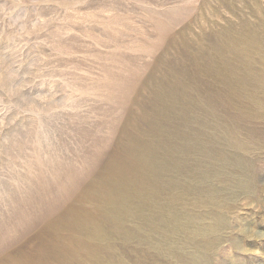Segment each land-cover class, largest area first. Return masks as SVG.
Returning a JSON list of instances; mask_svg holds the SVG:
<instances>
[{
	"label": "rangeland",
	"instance_id": "1",
	"mask_svg": "<svg viewBox=\"0 0 264 264\" xmlns=\"http://www.w3.org/2000/svg\"><path fill=\"white\" fill-rule=\"evenodd\" d=\"M134 142L173 159L153 174L174 187L134 188L142 212L87 190L133 176ZM69 212L104 227L92 264H176L208 239L207 264H264V0H0V264L44 245L89 264L51 229Z\"/></svg>",
	"mask_w": 264,
	"mask_h": 264
},
{
	"label": "bare ground",
	"instance_id": "2",
	"mask_svg": "<svg viewBox=\"0 0 264 264\" xmlns=\"http://www.w3.org/2000/svg\"><path fill=\"white\" fill-rule=\"evenodd\" d=\"M173 75V74H172ZM182 76H185L186 78V75L185 73L182 74ZM186 80V79H185ZM175 82V81H174ZM176 84L175 83H172L171 85V94H172V91H176ZM170 92V91H169ZM158 93V92H156ZM165 108V106H164ZM180 109V108H179ZM167 110V109H166ZM182 110V109H181ZM165 111V110H164ZM185 132V131H184ZM197 145V144H196ZM125 147V151L131 156V159H132V163L129 164L128 166H130L131 168L133 167L134 168V173H133V176L131 177H122L120 176L121 179H117V180H114L115 177L112 175V173H104L103 174V171L100 172L99 174H97L95 176V178L87 185V190H90L93 188L94 186V191H98L97 193H100L102 189L106 188L104 185H111V186H114L116 189L118 188H122L123 191L125 193H127V195H130L129 197H133L134 199H140L142 201H144L145 205L138 208L139 211L143 210L142 208L144 207V209L146 208V206H151V195L147 192H135V187L136 186H139L141 183H147L148 185V189L150 190V188H153V187H158L160 191H165L167 189H169L171 186L174 187V185H170V183H168L163 177H160L158 175H154L153 172H155V168L158 167L161 169V171L164 173L165 169L168 168L169 166L168 165H171V163L173 162V159H172V156L171 157H162L160 158L159 160V157H155L153 154L151 155H147L145 156L143 159L144 161V164L148 167V170H145V167H142L141 168V160L139 162L138 158H137V147L138 145L136 144V142L132 143L131 145L130 144H125L124 145ZM112 164V163H111ZM111 164L109 163L107 165V167H109V165L111 166ZM144 165V166H145ZM118 166V170L117 172L120 173L122 172L125 167L127 165H115L114 166V170L115 168ZM106 167V168H107ZM251 168V167H250ZM99 170V169H98ZM108 170V169H107ZM113 170V169H112ZM113 170V171H114ZM140 170H145V172L140 175ZM123 176V174H122ZM129 179L131 184H130V187H126L124 188V184L126 182V180ZM182 180V179H181ZM180 180V181H181ZM139 181H141L140 183H138ZM173 182V181H172ZM159 183V184H158ZM178 183V182H177ZM104 187V188H103ZM108 189V188H107ZM126 189V190H124ZM147 189V190H148ZM192 189V188H191ZM115 189H113L111 192V194H115L117 191H114ZM187 191V190H186ZM184 192V191H183ZM192 192V191H191ZM96 193V194H97ZM102 194V192H101ZM125 195V194H124ZM90 197V206L92 205L93 207L96 208V210L98 212H101V213H104L102 212L103 211V207L102 205V202L99 200V198H95L94 197V194L91 193V195L89 196ZM127 198V200H130V198ZM184 197V196H183ZM125 198V197H124ZM178 198V197H177ZM122 199V198H121ZM120 199V200H121ZM132 199V198H131ZM123 200V199H122ZM166 200V199H165ZM125 201V200H123ZM93 202H94V205H93ZM119 202V201H118ZM180 202V201H179ZM137 203V202H136ZM143 203V204H144ZM181 203V202H180ZM155 204V203H154ZM158 205V204H157ZM183 207V206H181ZM185 208H183L184 210ZM210 209V208H209ZM95 210V212H96ZM101 210V211H100ZM113 210V208H112ZM116 210V209H115ZM204 210V209H203ZM94 212V213H95ZM115 212V211H114ZM142 212V211H141ZM71 213V214H70ZM75 213L76 212H69L67 215L66 214H62L61 215V218L64 219L65 217L68 218L69 220V223L68 222H53L52 225H51V229H53L54 231L60 233L64 239L70 244H72L73 249H69L68 251V256L69 257H75V256H78V254L80 252H85V254H87L88 256V263L89 264H92L94 262H92L91 260L94 259V257L98 258L101 256V254L103 253V251L105 249H108V247L106 245L103 244V241L107 239V234H105V232H103V229L104 227H101L100 225V222H89L88 223H85V222H75L76 219H75ZM215 213V212H214ZM217 213V211H216ZM80 214V213H79ZM116 214V213H115ZM126 214V213H125ZM208 214V213H207ZM124 215V214H122ZM153 215V214H152ZM220 215V214H219ZM157 216V215H156ZM221 216V215H220ZM111 217V216H110ZM114 217V215H113ZM116 217V216H115ZM118 217V216H117ZM112 218V217H111ZM108 219V218H107ZM118 219V218H117ZM201 219V218H200ZM105 220V218H104ZM155 220V219H154ZM212 220V219H211ZM224 220V219H223ZM80 221V220H79ZM109 221V220H108ZM111 221V220H110ZM116 223H119L117 222L116 220ZM151 223V222H150ZM96 224L98 226H96ZM110 224V223H109ZM112 224V223H111ZM109 226V225H108ZM112 226V225H111ZM160 227V226H159ZM164 227V226H163ZM113 228V227H112ZM119 228V227H118ZM130 228V227H129ZM109 229H111L109 227ZM116 229V228H115ZM132 231V229H130ZM136 230V229H135ZM115 231V230H114ZM44 232V231H43ZM138 232V231H137ZM112 234H114L113 232H111ZM110 233V234H111ZM43 234V233H42ZM130 235V234H129ZM128 235V237H129ZM114 236V235H113ZM110 237V236H108ZM234 237V236H233ZM126 238V237H125ZM117 239V238H116ZM129 239V238H128ZM233 239V238H232ZM238 240V239H237ZM112 242V241H111ZM243 243V242H242ZM109 244V243H108ZM140 244V243H139ZM197 244L199 246V259H195L193 257H187L185 256V252H181V253H177V252H174L175 254L174 255H180L177 257L178 259V262H175L176 264H192L194 262V264H207V260H206V255L205 254V251L212 247L214 244H215V241H211L210 239L208 240H198L197 241ZM236 245V244H235ZM38 246V245H37ZM49 246V245H48ZM35 247V246H34ZM114 247V246H113ZM177 249V248H176ZM195 250V249H194ZM170 251V250H169ZM173 252V251H172ZM29 254H31L30 252H27ZM60 253V252H59ZM92 253H96L94 256ZM192 255L193 253H195L194 251L191 252ZM62 254V253H61ZM60 254V255H61ZM84 254V253H83ZM189 254V253H188ZM55 256L51 253H48V247L47 245H44L43 248H41L40 250L36 251L34 254H31V255H27L25 257H23L21 259V261L17 262L16 264H44L46 261V263L49 264V260L50 259H53L51 258V256ZM195 255H197L195 253ZM62 256V255H61ZM108 256V255H107ZM111 256V254H110ZM109 256V257H110ZM158 256V255H157ZM194 256V255H193ZM198 256V255H197ZM210 256V255H209ZM237 256V255H236ZM108 257V258H109ZM86 258V256L84 257ZM176 258V257H175ZM238 257H236V260H237ZM61 259V258H60ZM86 260V259H85ZM242 260V259H241ZM53 261V260H52ZM55 261V259H54ZM100 261V260H99ZM232 261V260H231ZM244 261V260H243ZM122 262V261H121ZM174 262V261H173ZM221 262V261H220ZM12 263V262H11ZM51 263V262H50ZM63 263V262H62ZM229 263V262H228ZM234 263V262H233ZM96 264V263H95ZM118 264V263H117Z\"/></svg>",
	"mask_w": 264,
	"mask_h": 264
}]
</instances>
